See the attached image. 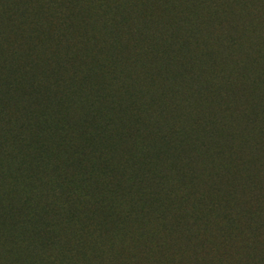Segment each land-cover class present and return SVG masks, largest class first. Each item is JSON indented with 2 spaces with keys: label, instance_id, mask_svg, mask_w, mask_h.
Masks as SVG:
<instances>
[{
  "label": "trees",
  "instance_id": "trees-1",
  "mask_svg": "<svg viewBox=\"0 0 264 264\" xmlns=\"http://www.w3.org/2000/svg\"><path fill=\"white\" fill-rule=\"evenodd\" d=\"M249 149L264 0H0V264H264Z\"/></svg>",
  "mask_w": 264,
  "mask_h": 264
},
{
  "label": "rangeland",
  "instance_id": "rangeland-1",
  "mask_svg": "<svg viewBox=\"0 0 264 264\" xmlns=\"http://www.w3.org/2000/svg\"><path fill=\"white\" fill-rule=\"evenodd\" d=\"M250 130V135H248V137H250L249 141H250V146L253 145V141H257L258 135L256 133V128L254 126H249V128H247ZM219 133H223L222 131L219 130ZM221 137H224V135L220 134ZM234 136H236L235 138H239V136L235 133ZM248 156H246V158L248 160L253 161L255 164L254 166L251 167V171L248 172L250 175H256L257 177H259V181H256L255 184H252V181H246V180H242L240 181V185L241 186H245V191L244 193H242V197L248 201H253L254 203H256L257 201H261L264 203V153H262V151H260L259 154H255L253 159H252V150L249 149L248 150ZM245 168L242 167V169L240 170L243 171ZM244 172V171H243ZM201 174V181H198V183L196 184V188L198 193H201L202 191L206 192L208 190H210V187L212 186L213 181H211V179L209 178V180L207 181V176L206 173L205 174ZM226 181H218V186H223L224 187V183ZM237 183L239 181H236ZM224 190H226V188H223ZM209 195L213 198L214 196V192L209 193Z\"/></svg>",
  "mask_w": 264,
  "mask_h": 264
}]
</instances>
